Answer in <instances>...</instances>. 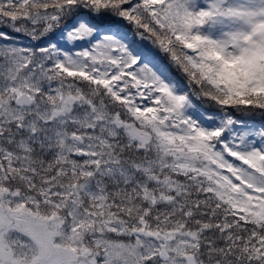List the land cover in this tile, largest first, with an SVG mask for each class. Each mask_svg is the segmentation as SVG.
<instances>
[{"label":"snow or ice","instance_id":"6c2138e0","mask_svg":"<svg viewBox=\"0 0 264 264\" xmlns=\"http://www.w3.org/2000/svg\"><path fill=\"white\" fill-rule=\"evenodd\" d=\"M0 264H264V0H0Z\"/></svg>","mask_w":264,"mask_h":264}]
</instances>
